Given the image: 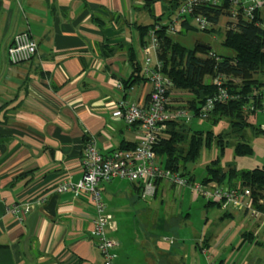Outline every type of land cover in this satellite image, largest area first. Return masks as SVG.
<instances>
[{
	"label": "crops",
	"instance_id": "crops-1",
	"mask_svg": "<svg viewBox=\"0 0 264 264\" xmlns=\"http://www.w3.org/2000/svg\"><path fill=\"white\" fill-rule=\"evenodd\" d=\"M167 13V0H0V264H102L91 234L95 211L90 193L50 187L81 178L88 137H95L104 152L138 140V125H128L111 111L120 99L147 98L150 82L129 79L130 58L140 64L143 58L137 25L150 24L159 15L165 22ZM22 30L35 39L36 52L13 64L7 47ZM181 91L172 89V99L179 100L175 92ZM99 186L105 234L117 243L115 261L136 264L131 242L120 237L122 199L153 198L170 188L181 194L182 186L158 179L147 197L137 183L123 178ZM25 202H31L26 212H11L15 203ZM220 209L219 224L194 236L205 255L202 264L208 258L223 264L225 254L231 258L235 250L233 264H255V247L264 244V217L253 220L243 210ZM155 247L160 252L157 243ZM180 249L183 263L197 264L196 256L188 260L187 245Z\"/></svg>",
	"mask_w": 264,
	"mask_h": 264
},
{
	"label": "built area",
	"instance_id": "built-area-1",
	"mask_svg": "<svg viewBox=\"0 0 264 264\" xmlns=\"http://www.w3.org/2000/svg\"><path fill=\"white\" fill-rule=\"evenodd\" d=\"M227 2L225 28L234 27L238 20H258V16L264 18V0H181L177 11L169 22L168 32L174 33L179 28L180 17L192 14L198 5L216 4ZM194 20L200 28L215 25L204 14L194 15ZM158 27V26H157ZM148 40L142 45L143 59L141 73L150 82L151 88L146 99L140 102L118 100L111 111V115L121 117L128 125H138L140 136L133 146L117 147L111 151L100 150L95 137H88L83 146V173L76 182L61 181L50 188L55 191L79 190L88 191L93 201L95 215L91 220V234L97 239V249L102 258V264H117L115 261L116 241L105 234L107 218L104 215L103 202L101 200L100 182L114 177L134 181L140 186L142 197L152 195L156 189L158 179H163L176 186H189L195 196L206 200H214L222 209L243 210L251 219L257 220L264 217V211L254 207L250 189L247 186H230L219 184L215 181L202 182L189 180L180 173V170L165 167L157 156L154 145L160 139L165 121L168 119L188 120L194 114L186 106L185 101L173 100L171 81L161 71V61L157 57L158 39L154 28L148 31ZM37 44L28 30H22L14 34L7 47V58L10 63H20L30 59L36 52ZM209 54H213L211 51ZM224 73L219 72L213 77L216 89L213 94L207 96L200 104L197 114L207 116L216 102L227 101L233 97L224 84ZM244 108L246 106L244 105ZM247 108L255 109L264 115V89L261 92L260 105L251 103ZM45 196H39L42 202ZM258 203H264L262 197ZM31 207V202L15 203L11 208L13 214L20 210L26 212ZM203 252L206 249L203 248ZM206 264H215L208 258Z\"/></svg>",
	"mask_w": 264,
	"mask_h": 264
},
{
	"label": "trees",
	"instance_id": "trees-1",
	"mask_svg": "<svg viewBox=\"0 0 264 264\" xmlns=\"http://www.w3.org/2000/svg\"><path fill=\"white\" fill-rule=\"evenodd\" d=\"M181 0H167V20H158L159 15L150 24H138L141 48L148 40V31L154 28L158 39L157 57L161 61V71L171 81L169 90L180 89L191 93L187 97V107L196 116L197 110L205 98L214 93L216 85L213 77L224 73V84L233 97L227 101L216 102L209 113V117L216 122L220 117L229 119L234 130H238V140L234 146L236 155L248 154L252 151L249 142L244 138L241 130L250 126L255 133H263L264 127L254 125L248 121L250 113L257 110L247 108L251 103L260 105L261 87L264 86V26L261 22L238 20L234 27L223 31L220 43L226 48L219 52L212 50L208 43L196 41L192 46H187L176 40L173 36L176 32L200 29L213 31L215 26L200 28L193 22L194 15L204 14L214 24L218 23L219 17L226 13L227 2L221 5L201 4L195 7L194 13L185 14L180 17L179 28L174 33L168 32L171 14L176 13ZM263 21V17H257ZM158 26V27H157ZM209 46V47H208ZM210 51L213 53L209 54ZM143 59V58H142ZM132 73L129 79L138 80L143 77L141 64L132 57ZM263 74V78L254 74ZM240 77V82H235L234 77ZM128 79V80H129ZM148 97V95H147ZM244 105L246 108H244ZM215 134L211 131L193 129L187 125L184 119H168L162 130L160 139L155 143L154 150L160 157L162 164L170 169L180 170V173L189 180H195V174L186 168L188 161H195L203 145H209ZM218 142L223 150L222 133H218ZM134 144H127L121 147H129ZM226 179V181H225ZM202 182L215 181L219 184L230 186H247L250 189V196L254 207L264 211V203H258L257 199H264V165H256L252 168H237L236 166L219 164V157H214L205 165V170L199 179ZM214 200H206V205H215Z\"/></svg>",
	"mask_w": 264,
	"mask_h": 264
},
{
	"label": "rangeland",
	"instance_id": "rangeland-1",
	"mask_svg": "<svg viewBox=\"0 0 264 264\" xmlns=\"http://www.w3.org/2000/svg\"><path fill=\"white\" fill-rule=\"evenodd\" d=\"M226 18V13L219 17L218 23L214 25L217 30L190 29L176 32L173 36L187 46L199 41L208 43L215 51L223 52L226 48L220 41L223 31L226 29ZM193 22L196 24L195 20ZM254 76L263 78L261 73H256ZM234 81L240 82V77L235 76ZM261 89H264V86ZM189 93L186 90L175 92V95L181 96L177 99L186 102L185 107L188 103L187 97L191 95ZM248 121L254 125L264 127V115L259 111L250 113ZM186 123L193 129L211 130L215 134L209 145L202 146L199 157L195 161L186 163V168L195 174L196 180H199L204 173L206 163L214 157H219V164L224 166L225 169L227 165L236 166L237 168H252L256 165H264L263 133L255 134L250 126H245L241 133L244 135L245 140L250 143L252 151L248 154L236 155L234 146L239 138V131L231 127L227 117L222 116L218 121L213 122L208 115L205 117L196 115L186 120ZM220 132L223 140L222 151L221 144L217 141V134ZM225 181L224 183H226ZM182 189L181 194L177 193L176 189L170 188L165 194L160 193L153 198L130 199L125 195V199H122L124 208L120 213L123 219V224L120 226V237L126 243L131 242L130 256L136 264H146L148 257L152 261L163 264H185L181 261V244L188 246V260L196 256L198 258L197 264L205 263V255L196 246L194 236L215 228L219 224V216L222 214V210L217 205L206 206V199L202 197L194 198L191 195L189 186H182ZM103 194L101 191V197H103ZM163 221L167 223V226H161V224H164ZM142 240H144L143 244L141 243ZM170 242H174V244H170ZM155 243L161 247L160 252L156 249ZM147 244L151 245V248L147 247ZM255 248L259 253V259L255 264H264V244L257 245ZM208 252L213 254V248H209ZM222 253L225 254L224 251ZM237 254V250L234 251L231 258H228L225 254L226 260L223 264H233ZM183 260L185 261V258ZM245 263L243 261L240 264Z\"/></svg>",
	"mask_w": 264,
	"mask_h": 264
},
{
	"label": "water",
	"instance_id": "water-1",
	"mask_svg": "<svg viewBox=\"0 0 264 264\" xmlns=\"http://www.w3.org/2000/svg\"><path fill=\"white\" fill-rule=\"evenodd\" d=\"M202 45H205L204 43H201ZM209 47V46H208Z\"/></svg>",
	"mask_w": 264,
	"mask_h": 264
}]
</instances>
